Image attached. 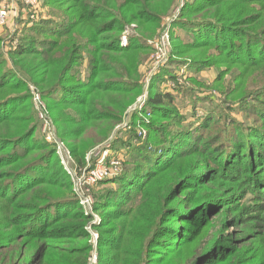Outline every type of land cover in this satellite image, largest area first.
I'll return each mask as SVG.
<instances>
[{
  "label": "trees",
  "instance_id": "16d2710c",
  "mask_svg": "<svg viewBox=\"0 0 264 264\" xmlns=\"http://www.w3.org/2000/svg\"><path fill=\"white\" fill-rule=\"evenodd\" d=\"M44 2L66 7L40 23L18 22V32L41 34L19 42L9 53L14 69L0 75V264H87L91 253L85 230L89 218L72 194L66 172L50 169L55 151L30 144L37 122L16 109L31 96L25 81L13 79L28 77L45 98L71 110L55 121L71 144L78 168L90 170L89 163L95 165L97 159L86 155L108 139L139 96L138 59L149 52L147 38L175 0ZM254 5L264 10V0H200L185 7L188 15L176 25L191 30L192 50L202 54L211 48L231 64L251 67L264 63V12L251 14ZM131 24L138 34L122 37ZM125 38L129 40L123 45ZM6 59L0 51V67ZM187 64L208 68L216 61ZM80 67H85L83 72ZM163 75L155 77L129 130L111 145L125 148L119 152L127 160L117 178L100 182L117 188L99 194L94 204L101 216L95 226L100 231L97 264H264L256 248H264V101L254 94L230 104L239 111L249 106L257 110L259 118L251 125L235 123L231 130L208 132L214 107L203 118L187 119L172 93L157 91ZM181 89L176 92L184 93ZM147 113L152 119L146 121L142 114ZM138 125L146 128L145 139L135 132ZM93 128L100 139L87 147L84 136ZM128 200L132 205L125 208L114 205ZM141 214L149 223L145 233L134 222ZM221 215L230 217L223 227L219 220L207 227L209 216L213 221ZM118 219L122 222L112 225ZM257 221L261 224L254 225ZM257 228L260 233L253 232ZM240 234L245 236L238 239Z\"/></svg>",
  "mask_w": 264,
  "mask_h": 264
},
{
  "label": "rangeland",
  "instance_id": "374dc122",
  "mask_svg": "<svg viewBox=\"0 0 264 264\" xmlns=\"http://www.w3.org/2000/svg\"><path fill=\"white\" fill-rule=\"evenodd\" d=\"M44 1L45 0H40V4L37 9H31L25 7L20 0H0V10L5 8L9 13L7 24L3 27H0V51L5 56V58H7L6 62L0 67V75L6 70L14 69L11 67L9 61V53L11 50H15L16 45L19 42L26 41L28 39H34L41 34V32L33 31L27 33L25 30H20V32H18V22L22 25H28L27 22L31 20L29 16L35 14L37 17L36 21H39L38 23H40L51 18L49 13L53 14V11H60L66 7V5L60 4V2H49L50 4H55L44 5ZM199 3L200 0H191V2L190 0H175V3L170 8V10L161 17L157 28L154 30L153 37L147 38L148 40L146 43L150 48L149 52H144L143 57L138 59L137 83L140 86L139 96L124 112L121 121L111 131L108 139L105 142L99 143V145L92 147L86 155L88 160L93 157L98 161L100 155L106 152L107 164L109 166L113 160L120 162L118 169L112 171L111 174H113V176L110 178L108 177L107 181L117 178L122 173L124 163L127 160V157L119 152L124 151L125 148L119 146L117 148H113L111 145L112 143H115L116 138L120 133L125 132L126 129L127 131L129 130V125L131 124L133 114L139 112V108L146 100H148L152 83L160 72L164 73V75L161 76L160 80L156 83L157 91H169L172 93L174 97H176L180 112L185 115V117H188L187 119L191 120L193 117L198 119L203 118L208 108L214 107L212 109L216 112L215 119H213L211 125L209 124V127H211L208 132L214 133L222 129L231 130L233 129V124L235 123L251 125L254 119L259 118L257 117V110L253 111L250 106L249 108H243L241 111H239L230 108V104L238 102L240 99L246 96H252L254 94L258 95L261 101H264V63L253 65L251 67H240L238 65L231 64L229 62V58L223 55H217L216 51L211 48H206L205 52L203 51L202 54H200L201 52L192 50L188 44L193 40L191 30L189 28H182V26L176 25L179 20H182L186 15H188L186 12H184L186 6H197ZM254 7L255 11H250L251 14L260 15L264 12V10H258L257 5H254ZM250 29L255 30L254 26H252ZM124 30L125 31L122 33V37L127 36L130 39L132 36L138 34V28L135 26V24L126 26ZM43 36L47 37L49 35L44 34ZM175 37H178L179 39H175ZM129 39H123V45L128 43L127 40ZM232 41L233 43H241L239 38H232ZM156 45H158L159 49H161V52L156 49ZM255 48L256 47H253V49ZM175 51L178 53V55H175ZM158 54L160 55L159 59L157 58ZM204 59H214L216 61V65L208 68H193L187 64V62L193 60L204 61ZM84 69L85 67H80V72H83ZM17 78L26 82V88L29 91L31 99L27 102L19 104L16 112L20 116L33 117L38 125L37 133L33 138H31L30 144L48 145L49 148L55 151L56 157L53 159V162L50 163V169L55 166L57 169H63V171L66 172L71 181L72 194L79 198L92 197L94 201H96V197L99 194L105 193L107 190L116 189L117 185L115 183L101 185L99 182L91 185L85 182L86 176L83 175L85 170L78 168L79 164L77 163L73 154L70 153L71 144L68 139L61 137L59 127L60 124H57L55 121L57 117H60L62 114L65 115V112L70 113L71 110H65L66 106L56 104L55 102L45 98L46 96L43 94V90L33 82L29 81L30 79L28 77L20 78L17 76L13 79V81H16ZM177 89H181L184 93L178 94V92H176ZM21 92L22 91H13L11 93H15L13 95H16ZM185 93L187 94L186 96L184 95ZM207 98H210L211 100ZM256 103L259 102L257 101ZM142 115L146 121L152 119V116L149 113ZM134 129L138 135L145 139V136L147 135L145 127L138 125ZM99 139V130L93 128L85 134L84 143L88 147L94 140L99 141ZM132 139L133 138L128 137L126 140L132 141ZM77 141L79 142L81 140ZM110 147L111 149H108ZM114 155L117 156L114 157ZM96 164L97 162L95 165H92L90 162L88 165L89 169H93ZM109 166L107 167L109 168ZM213 167H215V165L212 166V168ZM211 171H214V169H211ZM50 175L51 177H54L52 171L50 172ZM77 194L79 196H77ZM132 196H135L133 198H136V194ZM250 196L251 194L248 195V197ZM133 198L132 201L128 200L121 203L116 202L114 205L118 206V208H125L128 205H132L131 203H133L135 200ZM246 201L247 200L245 199L244 202ZM139 205H143V202ZM221 210L224 211L225 209ZM97 215L100 219L101 216L99 214ZM260 215H264L263 212H261ZM141 216L144 215L141 214L140 217H138L134 222L136 227L141 230L140 232L145 233L146 229L149 227V223L148 221L147 223H144V219L141 218ZM145 216L147 219V214ZM229 218V216L221 215L217 216L213 222L210 220L209 216L205 220V224H207V227H209L213 224H217L216 221L219 220V224H222L223 227V223L228 221ZM130 219H132L131 216L128 218V220ZM119 222H122V220L118 219L113 222L112 225H117ZM100 223L101 220L98 225H100ZM260 224V221H257V223L254 222V225ZM183 226L189 228L188 225L184 224ZM233 228L235 231H241L242 229L240 227ZM94 231L98 232L100 236L99 229ZM232 232V229L228 231V233ZM253 232L260 233L261 229L257 228L253 230ZM244 236L245 235L240 234L236 237L238 239H242ZM91 239L92 235L91 237L89 236L88 240L90 246ZM254 246L255 245L253 243L251 247ZM256 248H260L259 251L263 256V246L256 244ZM98 250L99 242L96 248L97 255ZM93 251L94 249L91 248L90 257L87 264H91L93 261ZM260 261H262V259Z\"/></svg>",
  "mask_w": 264,
  "mask_h": 264
},
{
  "label": "built area",
  "instance_id": "2783aa9c",
  "mask_svg": "<svg viewBox=\"0 0 264 264\" xmlns=\"http://www.w3.org/2000/svg\"><path fill=\"white\" fill-rule=\"evenodd\" d=\"M20 1L25 7H28L31 9H37V7L40 4L39 3L40 0H20ZM8 16H9L8 10L5 8H2L0 10V27H3L7 24ZM29 18L31 20H35L37 17L35 14H32L29 16ZM156 49H158V51L161 52V49H159L158 45H156ZM157 58L158 59L160 58L159 54L157 55ZM106 158H107L106 152L102 153L100 155L98 161H97L96 166L93 169L84 171L83 175L86 176L85 177L86 183L92 185L95 183L102 182V181L108 179V177L110 178L111 176H113V174H111V173L113 170L118 169L120 162L113 160V161H111L110 166H109L107 164ZM107 166H109V168ZM77 196H79V195L77 194ZM77 198L79 200V205H80L84 215L89 218V222H88V225L85 227V230L89 234L90 237L92 235V239L90 240V243L92 246L91 248L94 249V251H93L94 253L92 252L93 261L91 264H97L98 263V255L96 252V248H97V245L99 242V234H98V232H96L94 230H96L95 226H97L99 224L100 219H99L98 215L96 214V212L94 211L95 201L92 197H84V198L77 197Z\"/></svg>",
  "mask_w": 264,
  "mask_h": 264
},
{
  "label": "bare ground",
  "instance_id": "6f19581e",
  "mask_svg": "<svg viewBox=\"0 0 264 264\" xmlns=\"http://www.w3.org/2000/svg\"><path fill=\"white\" fill-rule=\"evenodd\" d=\"M50 215V214H49Z\"/></svg>",
  "mask_w": 264,
  "mask_h": 264
}]
</instances>
